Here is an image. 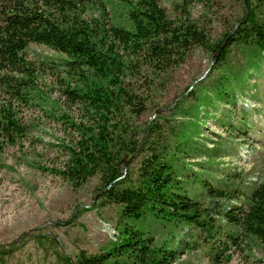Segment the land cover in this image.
Segmentation results:
<instances>
[{
	"label": "trees",
	"instance_id": "16d2710c",
	"mask_svg": "<svg viewBox=\"0 0 264 264\" xmlns=\"http://www.w3.org/2000/svg\"><path fill=\"white\" fill-rule=\"evenodd\" d=\"M119 1L125 13L116 20L103 0H0V95L8 99L0 102V148L24 135L12 102L28 98L39 68L25 50L30 42L46 45L66 56L60 94L79 112L74 119L65 114L75 135L57 172L73 188L98 176L97 200L118 207L116 241L94 253L80 250L73 258L60 251L58 264H171L172 242L185 226L200 231L211 243L209 251L220 247L221 233L235 238L236 233L219 232L221 222L264 244V182L244 199L235 187L211 186L200 173L189 176L180 156L193 127L188 122H197L200 98L212 92L226 96L264 65V0H237L244 12L217 40L188 15L190 0H182L175 19L158 0ZM88 6H95L98 15L84 17ZM195 47L211 52V68L155 112L163 108L153 104L156 93ZM216 69L225 73L208 81ZM203 91L206 96L200 95ZM150 104L153 117L139 124ZM197 188L211 203L227 197L242 204L234 211L224 207L215 217L211 203L197 198ZM34 233L35 239L59 247L51 232L38 228ZM189 238L191 250L197 240L192 234ZM13 249L0 248V264Z\"/></svg>",
	"mask_w": 264,
	"mask_h": 264
},
{
	"label": "rangeland",
	"instance_id": "374dc122",
	"mask_svg": "<svg viewBox=\"0 0 264 264\" xmlns=\"http://www.w3.org/2000/svg\"><path fill=\"white\" fill-rule=\"evenodd\" d=\"M210 1L206 5L205 1L190 0L185 10L208 27L211 40H217L244 10L237 0ZM119 2L103 0L108 15L116 20L125 13ZM158 2L170 18L180 16L182 0ZM82 15L95 17L98 9L88 6ZM25 57L39 68L28 89V98L12 102L24 135L0 148V247L29 229L33 233L40 228L55 235L61 245L56 247L28 235L13 245L5 264H58L56 257L60 251L71 258L80 250L101 251L118 239L121 222L116 205L97 200L98 176L73 188L57 172L65 160V146L75 135L65 114L74 119L79 113L60 94L61 60L66 56L46 45L30 42ZM211 63L210 51L193 48L168 75L153 104L167 108L187 87L205 76ZM222 73L225 70H214L208 81ZM230 90L232 93L226 96L212 92L200 98V106L195 110L197 122H188L193 127L188 132L187 148L180 156L189 176L200 173L211 186L235 187V193L245 199L253 187L264 182V65ZM200 95L207 94L200 92ZM6 101L0 95V102ZM151 104L140 115L139 124L153 117ZM197 190L201 202L211 203V198ZM241 201L216 198L210 212L217 217L224 207L232 209ZM217 228L236 236L227 240L221 233L220 247L213 244L216 247L209 251L211 243L203 239L200 231L185 226L180 238L172 242L171 264H264V244L259 240L241 234L231 222H221ZM189 234L197 240L191 250L186 247Z\"/></svg>",
	"mask_w": 264,
	"mask_h": 264
},
{
	"label": "water",
	"instance_id": "95a60500",
	"mask_svg": "<svg viewBox=\"0 0 264 264\" xmlns=\"http://www.w3.org/2000/svg\"><path fill=\"white\" fill-rule=\"evenodd\" d=\"M163 109H164V108H159V109H157L155 112L160 111V110H163ZM37 229H38V228H36V230H37ZM33 234H35V233H34V232L32 233L31 229H29L27 232H25V233L19 235V236H18L17 238H15L14 240H12V241H10V242L4 244L2 247H4V248H8V247L14 245L15 243H17L18 241H20L22 238H24V237H26V236H28V235H33ZM60 245H61V244H60ZM0 248H1V247H0Z\"/></svg>",
	"mask_w": 264,
	"mask_h": 264
}]
</instances>
